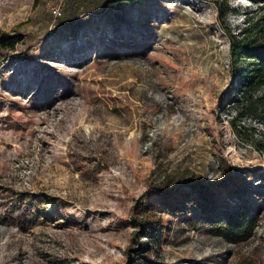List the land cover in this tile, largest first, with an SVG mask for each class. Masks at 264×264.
Masks as SVG:
<instances>
[{"label": "rangeland", "instance_id": "374dc122", "mask_svg": "<svg viewBox=\"0 0 264 264\" xmlns=\"http://www.w3.org/2000/svg\"><path fill=\"white\" fill-rule=\"evenodd\" d=\"M56 2L0 0V264H264V117L231 122L226 35L264 8L135 0L67 25Z\"/></svg>", "mask_w": 264, "mask_h": 264}, {"label": "trees", "instance_id": "16d2710c", "mask_svg": "<svg viewBox=\"0 0 264 264\" xmlns=\"http://www.w3.org/2000/svg\"><path fill=\"white\" fill-rule=\"evenodd\" d=\"M133 1L135 0H68L60 19L61 22L69 25L82 13H95L98 9L113 4ZM222 1L224 6H218L220 12L218 20L231 11L226 5L228 0ZM250 1L258 8H264V0ZM226 35L229 41V73L233 78L229 91L233 101L239 106L231 122L248 114L264 117V27L261 28L255 22H247V25L239 28L235 34L227 31ZM11 38L19 41L21 35L15 33ZM13 43L14 41H8L7 36L0 38V47L10 45V48H13ZM234 129L238 131L235 125ZM255 146L260 153L264 154V130L260 138L255 141ZM182 182V179L173 182L165 180L162 184L150 185L147 192L169 195Z\"/></svg>", "mask_w": 264, "mask_h": 264}, {"label": "built area", "instance_id": "2783aa9c", "mask_svg": "<svg viewBox=\"0 0 264 264\" xmlns=\"http://www.w3.org/2000/svg\"><path fill=\"white\" fill-rule=\"evenodd\" d=\"M59 1L49 6V12L54 20L60 18L63 13V3Z\"/></svg>", "mask_w": 264, "mask_h": 264}]
</instances>
